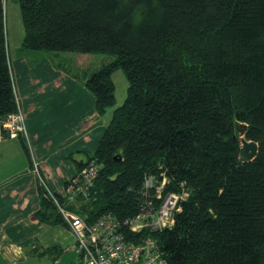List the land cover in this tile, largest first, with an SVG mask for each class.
Returning <instances> with one entry per match:
<instances>
[{"label": "trees", "instance_id": "trees-1", "mask_svg": "<svg viewBox=\"0 0 264 264\" xmlns=\"http://www.w3.org/2000/svg\"><path fill=\"white\" fill-rule=\"evenodd\" d=\"M17 2L26 50L108 57L84 74L99 115L115 104L113 73L128 83L96 149L74 160L77 172L103 165L76 211L128 218L144 177L166 178L188 195L174 226L151 234L168 264H264V0ZM5 41L0 23V118L16 109ZM240 124L258 145L251 162ZM38 188L37 219L66 226Z\"/></svg>", "mask_w": 264, "mask_h": 264}, {"label": "crops", "instance_id": "crops-1", "mask_svg": "<svg viewBox=\"0 0 264 264\" xmlns=\"http://www.w3.org/2000/svg\"><path fill=\"white\" fill-rule=\"evenodd\" d=\"M7 47L40 174L54 194L62 195L66 183L77 173L74 160L85 162L87 155L93 153L113 111L99 115L94 96L84 84L85 73L67 70L65 63L75 55L29 51L22 45L11 50L8 44ZM59 64H65V69ZM38 189V178L31 171V157L24 141L0 140L1 260L12 253L9 259L15 263L28 250L48 254L70 240L73 243L74 237L66 226L37 219Z\"/></svg>", "mask_w": 264, "mask_h": 264}, {"label": "built area", "instance_id": "built-area-1", "mask_svg": "<svg viewBox=\"0 0 264 264\" xmlns=\"http://www.w3.org/2000/svg\"><path fill=\"white\" fill-rule=\"evenodd\" d=\"M0 23L5 29V0H0ZM10 76L16 109L0 118V140L21 138L25 141L31 157V171L73 235L74 250L80 258V264H168L151 234L174 226L175 215L180 211V203L186 200L187 193L167 192L166 178L157 181L153 176L146 175L141 191L143 200L135 215L120 219L108 212L88 222L76 210L81 202L89 200L103 165L96 161L86 163L67 182L62 195L53 194L42 179L39 162L32 152L26 115L14 87L11 69Z\"/></svg>", "mask_w": 264, "mask_h": 264}, {"label": "rangeland", "instance_id": "rangeland-1", "mask_svg": "<svg viewBox=\"0 0 264 264\" xmlns=\"http://www.w3.org/2000/svg\"><path fill=\"white\" fill-rule=\"evenodd\" d=\"M5 34L6 42L9 45L10 50L16 46L22 45L25 33L17 0H5ZM73 55L75 56L65 64H67V70L72 71L74 74L82 71L85 74H90L99 69L101 65L108 60V57L104 55ZM77 57L79 58L77 59ZM65 64L63 65L65 66ZM112 79L115 85L116 101L115 104L106 111L109 109L114 111L115 108L121 106L127 95L128 83L123 71L121 69L115 71L112 75ZM13 82L16 89L15 79H13ZM66 229L68 230V228ZM74 244V239L73 243L72 240H70L69 244L55 247L56 249H53L52 252L48 254H42V251L39 250L36 252L28 250L24 253L25 257L21 259L18 258L15 263L13 260L9 259L10 257H13L12 253L9 254L6 252L9 258L6 260L0 259V264H80V258L74 250Z\"/></svg>", "mask_w": 264, "mask_h": 264}, {"label": "water", "instance_id": "water-1", "mask_svg": "<svg viewBox=\"0 0 264 264\" xmlns=\"http://www.w3.org/2000/svg\"><path fill=\"white\" fill-rule=\"evenodd\" d=\"M237 130L241 138V146L243 149L241 159L243 162H251L255 159L257 155L258 145L253 141H246L244 139L243 136L246 130V125L244 124L238 125Z\"/></svg>", "mask_w": 264, "mask_h": 264}, {"label": "bare ground", "instance_id": "bare-ground-1", "mask_svg": "<svg viewBox=\"0 0 264 264\" xmlns=\"http://www.w3.org/2000/svg\"><path fill=\"white\" fill-rule=\"evenodd\" d=\"M177 193V192H176Z\"/></svg>", "mask_w": 264, "mask_h": 264}]
</instances>
